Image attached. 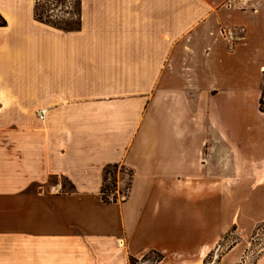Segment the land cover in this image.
<instances>
[{
  "label": "crops",
  "instance_id": "obj_1",
  "mask_svg": "<svg viewBox=\"0 0 264 264\" xmlns=\"http://www.w3.org/2000/svg\"><path fill=\"white\" fill-rule=\"evenodd\" d=\"M8 1L0 34L17 33L0 41V264H130L149 252L162 255L155 264H204L233 226L238 240L220 264L242 262L251 227L241 230L246 179L237 178L263 174L264 155L246 166L209 93L192 104L183 87L165 85L163 54L148 48L150 29L163 34V0H81L76 31L38 21L29 0L34 35L19 30ZM43 34L64 39L40 54L47 65L32 71L28 55L18 70L6 58ZM102 45L109 53H96ZM114 163L132 171L130 186L105 203L103 169ZM261 178L247 188L264 187ZM253 264H264V248Z\"/></svg>",
  "mask_w": 264,
  "mask_h": 264
},
{
  "label": "rangeland",
  "instance_id": "obj_2",
  "mask_svg": "<svg viewBox=\"0 0 264 264\" xmlns=\"http://www.w3.org/2000/svg\"><path fill=\"white\" fill-rule=\"evenodd\" d=\"M8 2L18 9L19 30L37 34L38 31L28 21L30 1ZM40 3L45 5L46 14L51 20L74 19V0H40ZM163 12V34L160 30L150 29L148 48L149 53L163 54L159 69L164 70L165 85L183 87L192 104L198 100L201 91H207L219 121L245 156L247 166L254 161L253 155H264V114L257 110L256 101L264 71V28L261 25L264 0H163ZM228 32L230 34L227 35ZM14 33L17 32L0 34V41L10 42L15 37ZM158 38L159 43L163 41L160 51L156 47ZM51 39L45 35L34 43L21 39L18 47L23 48L22 55L25 56H19L17 47L13 46L6 58H11L18 70H26L28 65L23 57L30 55L35 62L31 67L35 72L41 65L48 64L40 54L55 53L53 46L64 42L61 36ZM153 39L154 46L151 42ZM46 41L52 42L51 50L47 45L42 48V43ZM97 52L109 53V46H96ZM117 54L120 55L119 51ZM222 105L224 107L220 108ZM259 161L255 158L254 165H258ZM114 164L117 167L110 168L106 181L109 188L107 193L111 197L110 192L113 191L120 200L125 198L129 189L130 170L121 164ZM242 178L246 179V187L243 191L245 203L241 208L244 220L240 226L242 232L251 230L245 238L248 242L245 255L238 264H253L258 252L264 248V221L253 220L264 213V206H256L252 202L257 196H264V187L253 190L247 188V184L258 178L263 181L264 173H243L237 179ZM59 180L67 190L66 179L51 177L50 183ZM230 181L234 179L230 178ZM238 236L236 226L231 227L204 258V264H220L222 255L238 240ZM156 253L149 252L139 259H131L130 264H155Z\"/></svg>",
  "mask_w": 264,
  "mask_h": 264
},
{
  "label": "trees",
  "instance_id": "obj_3",
  "mask_svg": "<svg viewBox=\"0 0 264 264\" xmlns=\"http://www.w3.org/2000/svg\"><path fill=\"white\" fill-rule=\"evenodd\" d=\"M74 19L72 17L70 19L66 20H61V21H55L51 20L49 15L46 14V8L45 5L40 3V0H34V5H33V15L34 17L38 20L41 21L45 24H48L50 26H53L55 28H58L63 31H76L80 29L81 26V0H74ZM6 24L5 19L0 15V26H4ZM263 76H262V83L260 87V95L258 99V110L261 113H264V71H263ZM117 164H109L104 167L103 171V181L101 185V199L105 203H110V202H116V194L111 191V197L109 196L107 192L109 191V188L107 187L106 181L108 179V175L110 174V168H116ZM130 177L132 176V171H129ZM69 188H72L73 186L69 183ZM130 186V182L128 184V187ZM156 253V252H155ZM157 254V259L155 262H158L162 259V255L160 253ZM154 262V263H155Z\"/></svg>",
  "mask_w": 264,
  "mask_h": 264
},
{
  "label": "built area",
  "instance_id": "obj_4",
  "mask_svg": "<svg viewBox=\"0 0 264 264\" xmlns=\"http://www.w3.org/2000/svg\"><path fill=\"white\" fill-rule=\"evenodd\" d=\"M228 34H230V32H228L227 35H228ZM43 113H44L43 110L39 111V117H40V118L43 117ZM54 187H55V185H52V186H51V189H54Z\"/></svg>",
  "mask_w": 264,
  "mask_h": 264
}]
</instances>
